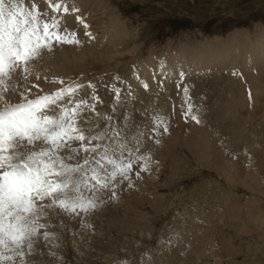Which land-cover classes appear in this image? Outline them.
Returning a JSON list of instances; mask_svg holds the SVG:
<instances>
[{
    "label": "rangeland",
    "instance_id": "1",
    "mask_svg": "<svg viewBox=\"0 0 264 264\" xmlns=\"http://www.w3.org/2000/svg\"><path fill=\"white\" fill-rule=\"evenodd\" d=\"M33 2L46 13L45 18L55 15L61 28L74 33L72 39L78 43L59 44L53 48V51L60 53L62 62L69 65L65 80L61 78L52 80L49 75L36 79L34 73L36 68L33 66V74L21 84L24 87L38 84L40 90H44L41 94L55 93L61 88L66 89V95L68 92L72 96H76L74 93L79 95L86 93L91 95L86 101L95 105L97 103L106 105V95L109 96L108 107L104 109L96 106L95 110L106 117H113L111 121L106 120L101 129L105 127L109 130L115 129L117 114L123 108L121 105L123 103L118 99L134 98L140 94L144 90L142 84L144 76L149 77L145 90L151 86L157 90L170 89L168 91L170 95L168 94L165 100L167 107L171 101L174 104L178 100L180 93L178 89L181 84L186 85L183 89L192 92L191 95L194 97H191L192 99L211 92L214 94V97L208 98L211 105L215 106V103L219 102L215 114L218 119L209 121L210 133L215 143L217 141L214 143V150L207 149L205 145H197L195 140L192 141L188 137L163 143L162 147H159V154L163 156L148 158L152 163L153 172L146 182V187L142 188L143 193L134 197L132 206L125 204V201L119 203L118 213L122 218H110L109 212L104 211L100 223L94 227L84 228L77 225L70 227L69 225L73 223L65 221L66 217L63 216L62 221H65V224H62L59 218L60 216L62 218L63 214L58 212L57 217L53 219L55 222L51 221L52 231L57 237L52 241L55 244L51 242L50 249L44 244L41 245L42 242L38 245L39 253L36 259L39 260L40 257V264H124L125 261L129 264H264V220L256 221L251 215V212L257 209L264 218V141L252 142L250 135L257 129L253 126L254 118L260 124H256L258 128L264 129L261 126L264 122V111L252 109L256 103V95L264 96V92L259 91L256 94L252 89L254 80L264 87V57L258 56L256 46L261 40L259 52L260 54L264 52V0H63L69 8L67 13L62 10L53 12L48 0H26L25 6L28 7ZM55 2L56 0H52V3ZM72 9L79 11L74 12ZM77 17H82V20H77ZM113 17L117 25L112 27L115 20ZM237 44L240 46L242 44V47L235 49ZM248 47L255 50L250 51ZM181 52L183 61L172 63L171 59ZM115 53L116 58L109 59ZM102 55L106 57L102 58L104 57ZM152 55L157 58H153L154 64L162 68L159 71L154 65L153 69L140 67L141 63L146 62ZM170 63L174 67L176 65L184 67L177 73L176 69L167 68L168 65L171 66ZM76 67L81 72H78ZM240 67L247 71L241 73ZM241 75L243 81L247 82L243 84V88ZM20 76L21 73L14 74V80L20 83ZM193 82L198 83V86ZM75 84L83 86L69 88V85ZM175 85L179 88H175ZM244 88L246 92L242 96L250 93L251 102L241 110L243 118L246 117L247 122L249 121L244 128L246 136H233L230 126L237 124L235 118L231 117V112H228V115L224 114L222 109L224 106L233 107L227 100L231 94L240 95ZM31 90L34 92L37 89ZM80 99L82 100V97ZM72 100L77 101V96L72 97ZM156 100L159 106H163L162 99ZM169 111L166 112L167 117L177 114L174 108ZM220 115L222 117L219 118ZM120 125L118 123L117 128ZM161 131L163 132V129ZM171 131L173 129L163 133ZM153 140L156 141L157 137H153ZM200 148H203L204 154L195 155ZM228 149L231 154L220 153L227 152ZM222 156L229 158L238 156L236 159L238 171L234 174L222 173L217 162ZM241 158L243 160L240 162ZM135 161L141 163L140 159ZM260 162L263 165L259 167V170L263 168L261 172L256 171L257 168L254 169L257 167L256 163ZM248 167L250 172L255 170L259 174L258 181L247 180ZM214 183L216 184L213 189L217 195L215 203L213 197H206V202L202 201L205 208L203 206L198 208L199 204H196L198 192L206 187L212 188ZM256 184L259 185L257 190L254 189ZM209 198L212 199V203ZM213 204L216 206V213L202 219L198 215L199 209L205 211L204 213L208 211L210 213L213 210L209 205ZM256 205L258 206L254 208ZM127 210H133L131 216L125 215ZM129 220L131 223L138 220V224L135 225L137 232H126L124 228L121 229L123 226L128 228L131 226ZM112 221L117 226L114 230H109ZM88 224L92 225V222L89 221ZM82 229L92 236L101 234L99 238H104L107 244L102 247L103 251L88 248L80 233ZM96 240L97 243L101 242L97 237Z\"/></svg>",
    "mask_w": 264,
    "mask_h": 264
},
{
    "label": "snow or ice",
    "instance_id": "2",
    "mask_svg": "<svg viewBox=\"0 0 264 264\" xmlns=\"http://www.w3.org/2000/svg\"><path fill=\"white\" fill-rule=\"evenodd\" d=\"M48 3L53 12H69L63 0ZM25 4L0 0V264H40L38 244L52 247L56 212L80 217L82 226L91 227L86 216L105 203L101 194L115 198L117 184L131 187L132 162L138 159L133 155L138 146H129L123 128L101 129L93 120L89 113L95 104L74 102L64 88L41 94L38 84L24 87L14 80L16 73L28 80L45 51L78 43L55 15L45 18L36 3ZM192 119L200 122L194 114ZM151 131L161 134L159 126ZM135 176L139 179L140 172Z\"/></svg>",
    "mask_w": 264,
    "mask_h": 264
},
{
    "label": "bare ground",
    "instance_id": "3",
    "mask_svg": "<svg viewBox=\"0 0 264 264\" xmlns=\"http://www.w3.org/2000/svg\"><path fill=\"white\" fill-rule=\"evenodd\" d=\"M101 2V1H100ZM79 4H81V1L78 2ZM97 4V3H96ZM99 4V3H98ZM105 4V3H104ZM101 5V4H100ZM111 12V11H110ZM112 13V12H111ZM112 15V14H111ZM114 18V17H113ZM74 19V17H73ZM115 19V18H114ZM72 20V19H71ZM70 20V21H71ZM73 21V20H72ZM113 25H111L112 27L113 26H116L117 25V21L116 19L113 21ZM116 24V25H115ZM107 28V27H106ZM110 29V28H109ZM107 30V29H106ZM112 30V29H110ZM113 40V39H112ZM261 41V40H260ZM258 42V46L257 47V52H258V56L260 57H264V52L260 54L259 52V44L262 43V42ZM111 43V42H110ZM117 44V43H116ZM232 46V45H231ZM186 47V46H185ZM201 47V46H200ZM240 47H242V44L240 46V44H237L236 45V48L235 49H240ZM255 47V46H254ZM253 48V47H252ZM248 49L250 51L252 50H255V49H251L248 47ZM263 49V48H262ZM215 50V49H214ZM261 50V49H260ZM207 51V50H206ZM209 51V50H208ZM182 52L181 53H177L172 59V63L175 62V61H180L182 62L183 61V57H182ZM184 54V53H183ZM106 55V53H105ZM231 55V54H230ZM101 56V55H100ZM104 56V55H102ZM117 56V54H113L109 57V59H115ZM106 56L102 57V58H105ZM262 57V58H263ZM85 58V57H84ZM108 58V57H107ZM153 58L154 59H157L154 55H152L146 62L144 63H141L140 67L142 69H147V68H151L153 69L154 67L152 65L155 66V68H157V70L159 71L160 69H162L161 67L157 66L156 64H154V61H153ZM86 59V58H85ZM84 59V60H85ZM87 60V59H86ZM85 60V61H86ZM77 62V61H76ZM81 63V62H80ZM84 63V62H83ZM86 63V62H85ZM168 65V67H171L173 70L176 69L177 73L180 72V68H183V67H178L177 65L174 67L173 64ZM82 64V63H81ZM81 64L79 65V69H80V66ZM235 65V64H234ZM68 64H65L62 62L61 60V57H60V53L58 52H55V51H51V52H48V51H45V54H43L42 58L39 59L34 67L36 68V71L34 72L35 74H39L40 78L41 76L43 75H49L48 77L51 78L52 80H55L56 78H61L62 80H65L66 77H65V74L68 72L67 70L69 69L68 68ZM152 66V67H150ZM190 66V65H188ZM159 67V69H158ZM230 67H233V66H230ZM241 68V67H240ZM71 69V68H70ZM77 69V67H76ZM82 69V67H81ZM226 69V68H225ZM243 69V70H242ZM227 70V69H226ZM238 70V69H237ZM247 71V69H244V68H241L240 69V72L242 73L243 71ZM70 71V70H69ZM76 71V70H75ZM78 71V69H77ZM229 71V70H228ZM232 71V70H231ZM235 71V70H234ZM261 71V69H260ZM78 72H81V71H78ZM165 73V71H163ZM230 72V71H229ZM73 73V72H72ZM163 73V74H164ZM171 73V71L169 72ZM232 74L235 73V72H231ZM249 73V71H248ZM70 74V73H69ZM236 74V73H235ZM234 74V75H235ZM253 74V72H252ZM72 75V74H70ZM153 75H155V73H153ZM179 75V74H178ZM204 75V74H203ZM229 75V74H228ZM258 75V74H257ZM256 75V76H257ZM177 77V76H176ZM187 77V76H186ZM221 79H223V75H221ZM251 77V76H249ZM248 77V78H249ZM180 78V77H179ZM182 78V76H181ZM189 78V77H187ZM220 78V77H219ZM230 78V77H229ZM228 78V79H229ZM252 78V77H251ZM254 78V77H253ZM89 79V77H88ZM149 77L148 76H144L142 77V84L144 85V90L140 93V94H137L136 97L134 98H119L118 100L120 102H122L123 104H121L123 106L122 110L120 111L119 114H117L118 116V121H116L115 123V128H117L118 126V123H120L121 125L119 126V128H123L124 131H125V136L129 138V146H132V145H137V149L134 150V153L133 155L135 157H137L138 159L141 160V163L138 164L135 159L133 160V166L135 168H133V173H131V181H132V186L130 187L128 185L127 182H123V183H119L117 184V187L115 189V198H112L111 196V193L110 192H103L101 195H102V199L105 201V203H101L98 205L97 209L92 212L90 215H87L86 216V220H87V223L89 221L92 222V227H94V225H97V223L101 221V218H102V213L104 211H108L109 214L111 215L110 218H119V211H120V208H119V203H122L123 201H125V204H127L128 206H132L134 204V197L138 194H142L143 191H142V188L143 186L146 187V182H148V179H149V176L150 174L153 172V169L152 168V163L150 162V160L148 159L149 156H163L161 154H159L160 150H159V147H162L163 143L165 142H170V141H176V139H185L186 137H188L190 140L192 141H196V144L197 145H205V147L207 149H213L214 150V145L217 143H215V139L213 138V135L210 133V127H209V124H211L209 121L211 120H216L218 118H216L215 114H216V111L217 109L219 108V102L215 103V106H212L211 103H210V99L212 97H214V94L211 93V92H207L205 95H198L196 97V99H192L191 97H193L191 95L192 92H185V88L184 86H186L184 84V86H182V84L180 85V89H178V92L177 90L175 91L177 94L179 93V96H178V100L173 104L172 101L171 103L168 105V107L165 105V100L167 99L168 97V94L170 95V93H168V91H170V89H164V90H157L156 88H152V86L148 89V90H145L147 89V81H148ZM243 75H241V84H242V88L244 87L243 84L247 83V82H244L243 81ZM190 80V79H189ZM187 80V81H189ZM246 80V79H245ZM253 80V79H252ZM260 80V79H259ZM25 80L21 74L20 76V83H23ZM180 81V80H179ZM186 81V82H187ZM231 81V80H229ZM234 81V80H232ZM195 82V81H194ZM193 82V83H194ZM228 82V80H227ZM258 82V81H257ZM260 82V81H259ZM183 83V82H182ZM185 83V82H184ZM133 84V83H132ZM170 84V83H169ZM168 84V85H169ZM173 84V83H172ZM180 84V83H178ZM196 84V83H194ZM189 85V83H188ZM187 85V86H188ZM198 86V83L196 84ZM254 85V86H253ZM253 92H255L256 94H258L259 91L261 92H264V87L261 83H256L255 80L253 82ZM176 86V85H175ZM190 86V85H189ZM233 86V85H232ZM172 87V86H171ZM226 87V86H225ZM231 87V86H230ZM85 88V87H84ZM169 88V86H168ZM175 88H179V87H175ZM187 88V87H186ZM190 88V87H188ZM200 88H203V87H200ZM222 88V87H220ZM229 88V87H228ZM173 89V88H172ZM193 89V88H192ZM197 89V88H195ZM230 89V88H229ZM236 89V87H235ZM73 90V89H72ZM133 90V89H132ZM199 90V89H198ZM196 90V91H198ZM226 90V89H225ZM263 90V91H262ZM37 90L34 91V93L36 92ZM44 91V90H43ZM41 90V92H43ZM84 91V90H83ZM134 92H137L135 90H133ZM192 91V90H191ZM218 91H220L218 89ZM228 91V90H227ZM240 91V90H239ZM243 92L238 95V96H235L234 94L230 96V99H226L228 103H230L233 107H226L224 106V108L222 109V112H224V114L227 113L228 115V112H231V117L235 118V122L237 124H231L230 128L232 130V135L233 136H242V137H245V133H244V128H246L248 122H247V118L244 117L243 118V114H241V110H243V106H248L250 102L249 100V94L247 92V95L244 97L242 96L243 93L246 92V88H244L242 90ZM67 92V91H66ZM103 92L105 93L106 90H103ZM200 92V91H199ZM235 92H238L235 90ZM98 93V92H97ZM116 93V92H115ZM172 93V92H171ZM195 93V92H194ZM217 94L219 92H216ZM231 93V92H230ZM198 94V93H197ZM201 94V93H199ZM211 94V95H210ZM238 94V93H237ZM254 94V95H256ZM68 95H71L69 92H68ZM74 95L77 96L78 100L82 97V100H87V98H90V96L86 93L84 94H81L79 95V93H74ZM176 95V94H175ZM221 95V94H219ZM72 96V95H71ZM76 96H72V97H76ZM177 96V95H176ZM175 96V97H176ZM217 96V95H216ZM215 96V98H216ZM257 96V99H256V103L255 105L252 107V109H256L257 111H260V110H263L264 111V96H259V95H256ZM14 96L12 94H9V98L12 99ZM104 97V96H103ZM102 97V99H103ZM107 100H106V105L105 104H96L97 108H100V107H104V109H106L109 105V102H110V97L107 96ZM172 97V96H171ZM219 97V96H218ZM225 98V96H223ZM180 98V99H179ZM194 98V97H193ZM210 98V99H208ZM221 98V97H220ZM237 98V99H236ZM134 99V100H133ZM156 99H162V103H163V106H159V103H158V100ZM75 100V99H74ZM81 100V99H80ZM93 100V99H92ZM183 100V102H182ZM220 100V99H218ZM104 101V100H103ZM225 101V100H224ZM133 102V103H132ZM160 102V101H159ZM102 103V102H101ZM104 103V102H103ZM108 103V104H107ZM191 104L193 105V108L191 109V111H189L188 109V105ZM162 105V104H161ZM173 105V107H172ZM112 106V105H111ZM109 106V107H111ZM101 108V109H102ZM174 108V110L176 111L177 114L175 115H170L169 117L166 116V112L168 110H172ZM245 108V107H244ZM251 109V107H250ZM251 109V110H252ZM103 110V109H102ZM252 110V113L254 114ZM169 111V112H170ZM243 112V111H242ZM90 114V113H89ZM195 115L197 120H199L200 122L197 123L196 120L192 119V115ZM93 118L94 121L96 122H99L100 123V127L102 128L104 124H106V120H107V117L104 115V114H100V113H97V112H91L90 114ZM101 115H103L104 117H100ZM254 115H252L253 117ZM222 117L221 115L219 116V118ZM230 117V118H231ZM250 116V119L253 120ZM256 117V116H255ZM227 118H229V116H227ZM237 118V120H236ZM246 118V119H245ZM249 119V118H248ZM255 119V123L253 124V126H255L257 129L256 131L254 132V134H250L251 135V139H252V142L253 140H261V141H264V129H260L258 128L257 125H260L258 123V121H256V118ZM207 122H205V121ZM258 120V118H257ZM164 121V122H163ZM209 122V123H208ZM223 123V122H222ZM251 123V122H250ZM257 124V125H256ZM222 125V124H221ZM251 125V124H250ZM156 126H159V131L161 134H157L155 132H152L151 129L156 127ZM167 127L168 130L170 131V129H173V131L169 132V133H163L161 131V129H163L164 127ZM212 126V125H211ZM223 126V125H222ZM261 126L264 127V122L261 123ZM215 127V125H214ZM213 128V127H212ZM140 133H143V135H140ZM224 133V132H223ZM157 137V140L159 139V143H157V140L154 141L153 140V137ZM249 136V135H248ZM168 137V138H167ZM151 140V142L149 141ZM224 140V139H223ZM240 140V139H239ZM110 142V141H109ZM221 142V141H220ZM223 142V141H222ZM202 143V144H201ZM215 143V144H214ZM231 143V142H230ZM224 144V142L222 143ZM201 150V151H199ZM222 154H231V151H228L227 152H220ZM204 154V151H203V148H200L197 150V153L195 152V155H198V156H201V155ZM166 156V154H165ZM238 156H234V157H230L229 156H222L221 159L219 158V160L217 162H219L220 166H221V172L224 173V172H227V173H235V171H238V168H237V163H236V159H237ZM164 158V157H163ZM167 158V156L165 157ZM252 158V157H251ZM243 159L241 158L240 162L242 161ZM257 164V167H255L254 169H256V171H260L259 170V167L260 165L263 167L262 163L260 162L259 164ZM141 166H145L147 167V171H141ZM252 166V165H250ZM254 167V166H253ZM174 169V168H173ZM249 170V167L247 168ZM264 170V169H263ZM240 171V170H239ZM255 170L251 171L249 170L248 174H247V180L251 181V182H256L258 181V177H259V174L256 173ZM136 172H140V178L137 179L136 176H135V173ZM196 172V171H195ZM240 174H242V172H239ZM201 183V182H200ZM199 183V184H200ZM203 183V182H202ZM205 183V182H204ZM215 184L214 183L212 185V188H203L201 189V191L198 192V198H197V202L196 203L197 205L199 204L198 208L203 206L202 205V201L204 200L206 202V197H213V203H215V199H217V195H216V190L213 189L215 188ZM259 185L257 186V184L255 185V188L254 189H258ZM218 188V187H217ZM136 189H139L138 191H136ZM220 195V193L218 194V196ZM152 198V197H151ZM208 199V198H207ZM147 200V199H145ZM150 200V199H149ZM148 200V203L150 202ZM211 200V203H212V199L209 198V201ZM215 200V201H214ZM154 201V200H153ZM208 201V200H207ZM152 203V202H151ZM204 203V202H203ZM208 203V202H207ZM158 204V203H157ZM155 205V204H154ZM205 205V203H204ZM158 207V205H156ZM161 206V205H160ZM206 206V205H205ZM212 206L214 207V209L216 208V206L213 204V205H209V207ZM258 205H256L254 208H256ZM204 207V206H203ZM211 207V209L213 210H210L212 212L209 213V211L207 213H204L202 212V209L200 210L199 209V213L198 215L202 218V219H206L210 216H212L213 214L216 213V209L214 211V209ZM205 208V207H204ZM249 208V206H248ZM132 211L133 210H127L125 215H128V216H131L132 215ZM161 211V210H160ZM256 212H258V215H256ZM124 213V212H123ZM54 218H56L58 215V212L57 214L54 213ZM251 215L252 217L256 220V221H259V222H262L264 220L263 216L260 214V210H255L253 212H251ZM60 216V215H59ZM58 216V217H59ZM63 216L62 215V218L60 216L59 219H61L60 221L62 222V224L67 220L68 223H73L71 225H69L70 227H73V226H76L77 227H84L85 226H82V223H81V218L80 217H76V216H72V217H66L65 221L63 222L62 220L63 219ZM127 217V216H126ZM151 217V215H150ZM67 218H70L72 219L71 221H69V219ZM109 218V219H110ZM122 218V217H120ZM130 218V217H129ZM128 218V219H129ZM125 219V218H124ZM132 219V218H131ZM136 219V218H135ZM119 220V219H118ZM54 221V220H53ZM76 224H74V222ZM128 221V220H127ZM132 221V220H131ZM137 222H135L133 220V222L131 223L130 220L129 222L131 223V226L128 228L126 226H123L121 229H125L127 230L126 232H137L138 230L136 229L137 227H135V225L138 224V220H136ZM55 222V221H54ZM57 223V222H56ZM79 223V224H77ZM96 223V224H94ZM136 223V224H135ZM52 224V222H51ZM65 224V223H64ZM53 225V224H52ZM100 225V224H99ZM115 222L112 221V225L110 227H108L109 230H114V228H116L117 225H115ZM55 226V225H54ZM60 226V225H59ZM62 226V225H61ZM66 226V225H64ZM98 227V226H97ZM99 229L101 228V225L100 227H98ZM140 228V227H139ZM144 228V227H142ZM148 228V227H146ZM76 229V228H74ZM145 229V228H144ZM95 230V229H94ZM140 230V229H139ZM98 231V230H97ZM146 232V230H144ZM152 231V230H151ZM89 232V231H88ZM96 232V231H95ZM141 232V231H139ZM150 232V231H149ZM84 238V242H86L88 244V248L91 249V250H99L100 252L103 251L102 250V247H105L107 246V244H105V240L104 238H99L101 236V234L97 233V235H89L87 234V232L85 231V229L80 232ZM90 234L92 232H89ZM123 233V231H122ZM121 233V234H122ZM133 234V233H132ZM142 235V233H140ZM130 235V234H129ZM140 235V236H141ZM77 236H79L77 234ZM134 236V235H133ZM147 236V235H145ZM144 236V237H145ZM149 236V235H148ZM96 237L99 239H101V242L97 243L98 241L96 240ZM57 238V237H56ZM109 238V237H108ZM125 238V237H124ZM125 240V239H124ZM131 240V239H130ZM54 243V242H52ZM44 243L42 242L41 245H43ZM55 244V243H54ZM97 244V245H96ZM129 244V243H128ZM127 244V246H128ZM39 245V244H38ZM137 247V246H136ZM62 248V247H60ZM95 248V249H94ZM40 249V248H39ZM41 250V249H40ZM138 250V249H137ZM48 251V250H47ZM107 251V249H106ZM134 251V250H133ZM143 251V250H142ZM38 253H39V250H38ZM132 253V252H131ZM135 253V252H134ZM42 254V253H41ZM39 254V255H41ZM48 254V253H47ZM43 255H45L43 253ZM38 256V255H37ZM46 256V255H45ZM42 257V256H41ZM47 257V256H46ZM53 257V256H52ZM37 258V257H36ZM44 259V258H43ZM49 259V258H48ZM46 259V260H48ZM80 259H83L80 257ZM39 260H40V257H39ZM45 260V259H44ZM49 261V260H48ZM47 261V262H48ZM82 261V260H81ZM85 261V260H84ZM40 262V261H39ZM46 262V263H47ZM53 262V261H52ZM44 263V262H42ZM82 264V263H81ZM84 264H87V263H84Z\"/></svg>",
    "mask_w": 264,
    "mask_h": 264
}]
</instances>
